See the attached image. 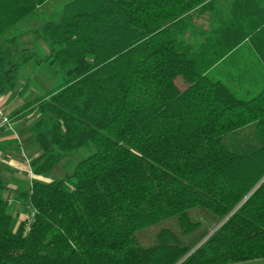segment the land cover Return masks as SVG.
<instances>
[{"label": "trees", "instance_id": "16d2710c", "mask_svg": "<svg viewBox=\"0 0 264 264\" xmlns=\"http://www.w3.org/2000/svg\"><path fill=\"white\" fill-rule=\"evenodd\" d=\"M45 1L0 0V94L23 97L32 66L50 83L9 114L33 118L40 152L20 192L30 223L12 229L0 196V264H176L203 239L178 264L264 258V0H66L7 36ZM27 32L40 47H17ZM80 148L67 176L37 178ZM195 208L219 224L209 235L140 243L173 217L197 229Z\"/></svg>", "mask_w": 264, "mask_h": 264}, {"label": "rangeland", "instance_id": "374dc122", "mask_svg": "<svg viewBox=\"0 0 264 264\" xmlns=\"http://www.w3.org/2000/svg\"><path fill=\"white\" fill-rule=\"evenodd\" d=\"M66 0H47L44 3H42L32 14L26 16L25 18H23L20 22L16 23L14 25L13 28H11L12 30H10L9 32H7V36L9 37L11 34L13 33H18L21 31H27L28 28L37 25L38 23H41L40 21H42L43 19H47V18H54L57 16V14L60 12L61 7L63 6L64 2ZM196 23L199 25H204L207 26V22L205 21V16L201 17V18H196ZM37 44L39 45V43L36 42V39L34 38L33 35H31L30 32H27L26 34H22V36L18 39V44L17 47H22V46H36ZM4 47L7 48L8 50L11 49V46H9V44L6 43H2L0 42V47ZM40 47V45H39ZM38 47V48H39ZM15 50V47H13ZM237 63V61L233 58L229 61H227V63H221L219 65H216V67L219 69V71L225 75L228 73H232L234 71L235 68V64ZM33 67V66H32ZM31 68V70H33V68ZM216 68V69H217ZM30 69H28V75H33V77H35L38 82L34 83V80L31 81V84L33 86H31L28 88V92H24V96H23V100L25 101L26 99H29L33 94V93H38V91H40L38 89V86L41 89H48L50 86V83H48V81L43 82L40 77H43L41 75H36V74H31ZM227 72V73H226ZM44 80V79H43ZM21 83H24V81H22ZM251 132V129H248V133ZM92 151V148H80L79 150L73 152L72 154L66 155L64 160L59 163L55 168H53L47 175L46 178H43L42 180L44 181H49L51 179H57V178H61V177H65L67 176V174H69V172H71V170L73 169L75 163L83 158L86 157L90 152ZM67 162V166L65 167V162ZM22 187V191H26L30 185V182L27 178H24V180L21 183ZM21 201V199H20ZM8 212L9 214L12 216V222H11V228L15 229L17 228V226L19 225L20 222L24 221L26 219L27 216V221L28 224L31 221L32 218V210L29 207L28 202L26 201L25 203H19V204H12L11 206H9L8 208ZM19 212V215H18ZM22 212V213H21ZM191 216L195 219V220H199L200 221V226L193 230L192 232H190L189 234H183L181 233V228L179 227L175 217L173 218H169L167 220H164L160 223H157L153 226L141 229L137 232V236L139 238V241L142 245H148L151 244L153 242H155V236L157 234V232L162 228V227H167L171 230H173L174 232H176L180 238V241L182 244L190 246L192 244H194V242L200 238V236L205 232L208 231L209 235L213 229L217 226H215V218H213V216L201 209V208H195V209H191L190 210ZM199 243V242H198ZM197 243V244H198ZM196 244V245H197Z\"/></svg>", "mask_w": 264, "mask_h": 264}, {"label": "crops", "instance_id": "0c3cea01", "mask_svg": "<svg viewBox=\"0 0 264 264\" xmlns=\"http://www.w3.org/2000/svg\"><path fill=\"white\" fill-rule=\"evenodd\" d=\"M225 3V0H220ZM231 0H228V5ZM24 102L23 97L16 92L2 95L0 94V107L9 116V114ZM11 120V119H10ZM12 128L0 127V151L2 160H0V196L8 199L10 206L19 204L22 192V181L27 178H35L31 171V161L40 150L29 144L30 127L33 118L26 120H11ZM43 179L46 177H37ZM22 213V212H21ZM19 215V212H18ZM230 264H264V258L245 260Z\"/></svg>", "mask_w": 264, "mask_h": 264}, {"label": "built area", "instance_id": "2783aa9c", "mask_svg": "<svg viewBox=\"0 0 264 264\" xmlns=\"http://www.w3.org/2000/svg\"><path fill=\"white\" fill-rule=\"evenodd\" d=\"M10 117L0 107V127L12 128ZM0 160H2V153L0 151ZM27 219V216H26Z\"/></svg>", "mask_w": 264, "mask_h": 264}, {"label": "water", "instance_id": "95a60500", "mask_svg": "<svg viewBox=\"0 0 264 264\" xmlns=\"http://www.w3.org/2000/svg\"><path fill=\"white\" fill-rule=\"evenodd\" d=\"M218 225H219V224H218ZM218 225H217V226H218ZM217 226H216V227H217ZM216 227H215V228H216ZM215 228H214V229H215ZM214 229H213V230H214ZM203 240H204V239H203ZM203 240H202V241H203ZM202 241H200V242H199L194 248H196V247H197ZM194 248H193V249H194ZM193 249H191V250H190V251H189L184 257H182V258H181L176 264H178L181 260H183V259H184V258H185V257H186V256H187V255L193 250Z\"/></svg>", "mask_w": 264, "mask_h": 264}]
</instances>
